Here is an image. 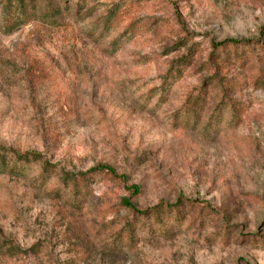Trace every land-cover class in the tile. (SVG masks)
<instances>
[{"label": "rangeland", "instance_id": "374dc122", "mask_svg": "<svg viewBox=\"0 0 264 264\" xmlns=\"http://www.w3.org/2000/svg\"><path fill=\"white\" fill-rule=\"evenodd\" d=\"M3 1L0 264H264V0Z\"/></svg>", "mask_w": 264, "mask_h": 264}, {"label": "trees", "instance_id": "16d2710c", "mask_svg": "<svg viewBox=\"0 0 264 264\" xmlns=\"http://www.w3.org/2000/svg\"><path fill=\"white\" fill-rule=\"evenodd\" d=\"M28 1L30 0H4L2 2L3 4V8L2 11H4L5 13V21H6V25L7 28L12 30L15 27L25 24L26 21L29 19V15L27 13V6L29 3ZM83 2L84 0H77V2H74L72 5H74L77 9V12L80 11V9L83 8ZM49 13L46 11H43L42 17L43 19L48 20ZM88 15L85 14L84 18H86ZM105 20H106V24H109L111 22V15L105 16ZM9 154L14 155V161L15 163H18L20 165H26L32 162H38L41 159L40 154L36 153V152H25V153H21L18 150L15 149H8L4 146H0V169L6 167L8 161L11 158H8L7 156ZM43 170L44 172L46 171H56L54 170V166L51 165V168L47 167V164H44L43 162ZM107 175L113 178H119V179H123V177L121 175H118L115 170L106 165V164H100L97 165L96 167L86 171V172H80L78 174H71L69 172H60V181L61 183L68 185L71 184L72 185V194H76L78 192V186L79 183L83 184L84 186H86L87 182H88V177L91 175ZM83 186V187H84ZM126 200L123 199V203L124 205L131 207V209L140 215H144V214H148V213H156V215H159L161 212L162 206L161 204L156 205L152 208L146 209V210H136L132 205L128 204V202H125ZM169 208V207H168ZM162 222V219H158L157 223Z\"/></svg>", "mask_w": 264, "mask_h": 264}]
</instances>
